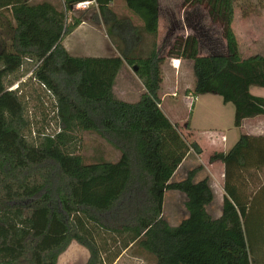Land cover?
Returning <instances> with one entry per match:
<instances>
[{
    "label": "trees",
    "instance_id": "16d2710c",
    "mask_svg": "<svg viewBox=\"0 0 264 264\" xmlns=\"http://www.w3.org/2000/svg\"><path fill=\"white\" fill-rule=\"evenodd\" d=\"M82 1L64 0L61 10L48 2L0 0L6 30L0 46V264H57L73 241L88 250L86 264H115L135 246L155 264H254L247 226L255 211L264 213L254 197L264 169V137L242 134L228 153L211 157L225 167L223 212L214 219L208 212L215 200L210 179L196 182L202 166L173 181L195 143L162 109L168 58L192 63V97L212 94L233 104L236 128L264 117V98L251 94L253 87L264 88V56L241 58L235 0L184 3L202 7L220 26L225 45L218 48L225 52L202 55L196 32L178 37L165 57L158 45L160 0H124L141 28L119 18L113 0H96L94 15L69 23L67 14ZM85 21L103 23L120 56L75 57L67 51L63 42ZM143 36L149 49L135 56ZM127 68L144 88L135 103L114 93ZM35 86L53 99L42 121L31 118L35 101L36 110L47 108ZM186 128L191 130L189 121ZM77 132L97 133L119 160L87 164L74 142ZM167 192L186 197L188 218L177 227L163 218Z\"/></svg>",
    "mask_w": 264,
    "mask_h": 264
},
{
    "label": "rangeland",
    "instance_id": "374dc122",
    "mask_svg": "<svg viewBox=\"0 0 264 264\" xmlns=\"http://www.w3.org/2000/svg\"><path fill=\"white\" fill-rule=\"evenodd\" d=\"M30 1L32 4L48 2L56 6L58 9H65L64 0ZM184 3L185 0H161L162 26L160 33L161 36L158 38V45L161 48V55L163 57L168 55V51L178 37L186 38L188 35H194L196 32L202 35V55H206L210 51L214 50L225 52L224 47L221 49L222 46L225 45V42L221 37L220 26L212 23L207 15V12L202 7L185 6ZM116 8L124 19L129 20L128 16L131 15L129 14L127 8H124L123 0L116 1ZM112 10L115 13V1ZM97 11L98 10L95 7H92L90 10L86 11L75 9L74 11L67 14L69 23L72 18H78L84 13L86 14V18L89 19V17L94 15ZM132 24L141 28V22L139 20L135 19ZM171 24H173V26ZM101 25L99 26L101 30H103V36H100L97 41L88 43L82 38V33L78 32L72 36H68L64 41V45L70 51H72L73 56L75 57H115V51L113 50L112 53L113 48L107 38L110 39L113 46H116V49L118 50L117 44L115 41H113V39L108 37L106 26L103 23H101ZM171 27L173 29L172 33L174 32V28H177V30L171 37H169ZM233 30L238 40L239 52L242 59L249 58L250 56L256 54L264 56V0H235ZM3 39H6V30L3 29V26L0 24V46L2 41H4ZM147 44L149 48L150 41H148ZM172 60L173 59L166 58L165 64L163 65L164 78L166 72L167 81L162 93L166 91L168 94H172V92L167 88L169 85H171L172 71L174 69V66H170ZM184 62L185 64L182 69V86L178 94L180 103L176 104V106L172 105V112L168 108V106L171 105L170 103L162 106V109L169 117L170 121L177 126L183 137L189 143L192 144L195 142V144L199 145L203 152L196 156V160L188 161V163L185 165V168L177 176L175 182H179L181 176H183L184 173H187V171L196 164L198 166H209L212 157L211 154L218 150L215 149L216 144L215 146L213 144L212 132L215 129L220 130L227 136L230 147L232 144H235V138L238 137L239 139L242 134L249 132L247 127H245V130H242L234 126V106L233 104L225 105L222 102L221 97L209 94L206 96L207 98H204L208 101L203 102L204 100H201L195 109L191 103L189 104L185 103L184 101L182 102L184 98V92L192 91L190 90V87H192V76L189 68L190 66L186 64L188 62L187 60H184ZM141 85L142 84H139V82L135 79V72L132 69L127 68L126 71H122L117 78L114 93L118 98L125 102L135 103L143 93L142 91L144 88L142 87L143 85ZM15 88L17 87L15 86L13 89ZM34 88L38 89L41 93L47 108L45 110L43 106L39 105L38 109L36 110L33 108V106L36 104L35 101L32 108L30 109L31 118L32 121L40 119L42 121V112H51V103L53 102V99L44 88H40L38 86H35ZM251 94L264 98V88L253 87L251 88ZM52 116L53 115L49 116V118H52ZM49 121L51 122V126L46 129L48 132L52 133L56 128L55 123L52 122L51 119H49ZM188 121L190 122V126L193 127V130L195 131V135H192L191 130H187L186 125ZM73 137L74 142L77 144L78 154L84 158L87 164H92L99 161L114 163L120 158V153L115 150V147L97 133L77 132ZM198 178L204 179V176L201 175ZM185 203V195L179 192H167L164 200L163 218L170 226L177 227L183 220L188 218V212ZM215 207H217V203L209 208V213L212 215V217L214 216V218L216 212ZM248 225L247 240L249 242L250 248L252 249V260L254 264H257V262L258 264H264V233H261V231H264V213L258 214L255 211L254 215L251 217V220L248 222ZM258 231H260V234ZM259 242L260 244L258 246ZM89 256V252L86 248L73 241L70 243L65 252L60 255L57 264H86L89 260ZM155 262L156 260L154 257L135 246L129 251L125 252L115 264H155Z\"/></svg>",
    "mask_w": 264,
    "mask_h": 264
},
{
    "label": "crops",
    "instance_id": "0c3cea01",
    "mask_svg": "<svg viewBox=\"0 0 264 264\" xmlns=\"http://www.w3.org/2000/svg\"><path fill=\"white\" fill-rule=\"evenodd\" d=\"M114 1H115V14L119 18H123L121 13L116 8V1L117 0H113V3L110 6L111 9L114 6ZM123 2H124V0H123ZM124 8H127L125 2H124ZM128 12L131 15V16H128L129 20H131L132 22H134L135 19L138 20L137 17H135L129 10H128ZM99 25H101V23L94 24L90 21H85L83 24H81V26L73 34L81 32L83 35V36L81 35L83 39H85L88 43H93L94 41H97L100 36H103V32H102L103 30H101ZM171 25L173 26V24H171ZM161 26H162V8H161V0H160L159 37L161 36L160 35ZM136 27H139V26H136ZM141 27H142V23H141ZM176 30H177V28L176 29L174 28V32ZM104 31H105V29H104ZM172 31H173V29L171 27L169 37H171L173 35L174 32L172 33ZM105 38H107V37H105ZM107 40H109L110 45L113 48L112 53H113V50L115 51V54H116L115 57L120 56L119 51L116 49V46L115 47L113 46V44L111 43L109 38H107ZM148 41H149V39L147 37L143 36V39H141L140 44L138 46H136V48H134V55L135 56H141L142 53L144 54L148 51V49H149L148 44H147ZM63 45H64V42H63ZM64 47L73 56L72 51H70L65 45H64ZM184 64H185L184 60H180V59H173L171 61L170 66H174L173 67L174 69L172 71L171 85H169L167 88L169 89V91L172 92V94H168L166 91H164L163 97H162V106H165L167 103H170L171 105L168 106V108L171 112L173 111L172 105L176 106V104L180 103L178 94H179L180 88L182 86V84H181L182 79H183L182 69H183ZM186 64L190 66L189 68H190L191 76H192V87H190L191 88L190 90H192L193 85H194V78H193V74H192V63L190 61H188ZM125 71H126V69H125ZM166 75H167V73L165 72L163 88H165V86H166L165 85V83L167 81ZM135 79L139 82V84H141V82L137 79L136 76H135ZM142 92H144V89ZM192 96L193 95L188 94V91L184 92V98H183L182 102L184 101L185 103H189V104L191 103L193 105L194 109L198 106V104H199V102H201V100H204L203 102L208 101L207 99L206 100L204 99V98H207L206 96H208V95H203V96H200L198 98H194ZM168 100H170V101H168ZM173 100H176V101H173ZM233 112H234V117H235V108L233 109ZM245 127H247L249 129L248 133H244L245 135L254 136V137H264V117H257V118L245 120L243 123V126L240 129L245 130ZM190 129H191L192 135H195V133H194L195 131L193 130V127H191ZM212 135H213V144H214V146L216 144L215 149H218V150L216 152H213L211 154V156H213L216 153H228L229 150L232 149V147L239 140L238 137L235 138V140H234L235 144L234 145L232 144L233 146L231 145V147H230L228 144L229 139L220 130L215 129L212 132ZM197 155H198V153H196V151L192 148L190 153L188 154L187 158L183 162V164L179 167V169L175 173V175L173 177L174 182H175L177 176L179 175V173L185 168V165L188 163V161L189 160H196ZM200 166H202L203 169L196 176V182H199L203 179V178H198L201 175L204 176V179L205 178L210 179L211 186H212V189H213L214 194H215V200L208 207V212H209V208L217 203V207H215V211H216L215 212V218H214V216H213V218L218 219L222 215L223 202H224V197L226 195L225 190H224L225 167L221 162H210L208 167H206L205 165H200ZM200 166H198L197 164L195 166H192L187 171V173H184V175L181 176L180 181L184 180L190 171H192L195 168H198ZM255 183L257 185H259L258 190L255 192V195H254V197L256 198V202H257V209L262 210V209H264V193L262 192V189L264 188V169L258 171L257 177L255 179Z\"/></svg>",
    "mask_w": 264,
    "mask_h": 264
},
{
    "label": "built area",
    "instance_id": "2783aa9c",
    "mask_svg": "<svg viewBox=\"0 0 264 264\" xmlns=\"http://www.w3.org/2000/svg\"><path fill=\"white\" fill-rule=\"evenodd\" d=\"M92 7H95L98 9V4L96 0H84L80 3H78L75 7L74 10H81V11H86L90 10Z\"/></svg>",
    "mask_w": 264,
    "mask_h": 264
},
{
    "label": "water",
    "instance_id": "95a60500",
    "mask_svg": "<svg viewBox=\"0 0 264 264\" xmlns=\"http://www.w3.org/2000/svg\"><path fill=\"white\" fill-rule=\"evenodd\" d=\"M135 71H137V68H135ZM193 149L196 151V153L201 154L202 150L200 149V147L197 144L193 145Z\"/></svg>",
    "mask_w": 264,
    "mask_h": 264
}]
</instances>
